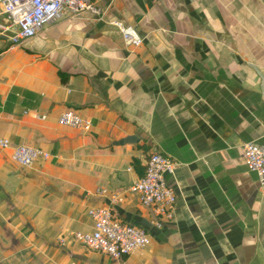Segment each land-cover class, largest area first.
<instances>
[{
    "label": "crops",
    "instance_id": "0c3cea01",
    "mask_svg": "<svg viewBox=\"0 0 264 264\" xmlns=\"http://www.w3.org/2000/svg\"><path fill=\"white\" fill-rule=\"evenodd\" d=\"M94 1L102 20L64 11L13 51L0 38V264H264V196L242 148L264 146V0ZM67 109L88 132L57 123ZM19 145L53 157L17 166ZM153 152L177 163L170 218L127 192ZM100 189L123 192L114 218L150 237L122 262L70 236L92 232Z\"/></svg>",
    "mask_w": 264,
    "mask_h": 264
},
{
    "label": "built area",
    "instance_id": "2783aa9c",
    "mask_svg": "<svg viewBox=\"0 0 264 264\" xmlns=\"http://www.w3.org/2000/svg\"><path fill=\"white\" fill-rule=\"evenodd\" d=\"M64 11L71 17L89 14L104 19L107 9L100 7L94 0H0V38L8 42V50L13 51L36 36L41 29L58 21ZM118 32L124 45L137 48L143 38L122 21H110ZM45 120L46 116H40ZM61 126L88 132L91 121L81 118L73 110L63 111L57 118ZM243 157L249 171L257 176L261 194L264 196V146L250 142L243 145ZM0 149H11L8 139L0 136ZM53 156L48 152L19 145L12 148L11 159L20 167H31L38 159L48 161ZM177 166L174 160L160 152H153L145 163L144 175L135 181L127 192L138 196L139 204L150 208L162 217L170 218L176 201L175 191L167 183L166 177L172 176ZM107 201L105 206L92 207L87 211L93 222L91 233L74 232L71 238L90 251L107 255L114 261L122 262L135 251H142L150 244V237L144 228L123 223L114 218L112 210L123 201V192L107 194L104 189L97 190ZM65 244L64 240L59 241Z\"/></svg>",
    "mask_w": 264,
    "mask_h": 264
},
{
    "label": "trees",
    "instance_id": "16d2710c",
    "mask_svg": "<svg viewBox=\"0 0 264 264\" xmlns=\"http://www.w3.org/2000/svg\"><path fill=\"white\" fill-rule=\"evenodd\" d=\"M63 74H59L60 77H62ZM140 148H143V146H141ZM147 148V147H146ZM147 158H148V155L146 156V161H147ZM131 164L137 168L138 170L140 169V162L138 159H131ZM142 168H144V171H145V165L144 166H141ZM144 171H143V174L144 175Z\"/></svg>",
    "mask_w": 264,
    "mask_h": 264
},
{
    "label": "water",
    "instance_id": "95a60500",
    "mask_svg": "<svg viewBox=\"0 0 264 264\" xmlns=\"http://www.w3.org/2000/svg\"><path fill=\"white\" fill-rule=\"evenodd\" d=\"M136 140H137L136 137H127L125 140L121 141V143H133ZM121 143H119V144H121Z\"/></svg>",
    "mask_w": 264,
    "mask_h": 264
}]
</instances>
